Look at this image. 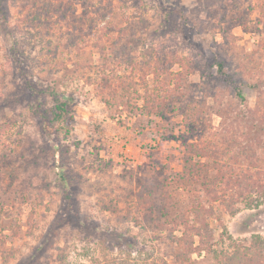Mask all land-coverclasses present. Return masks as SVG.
Returning <instances> with one entry per match:
<instances>
[{
    "label": "rangeland",
    "instance_id": "374dc122",
    "mask_svg": "<svg viewBox=\"0 0 264 264\" xmlns=\"http://www.w3.org/2000/svg\"><path fill=\"white\" fill-rule=\"evenodd\" d=\"M0 23V264H216L264 236V0H0Z\"/></svg>",
    "mask_w": 264,
    "mask_h": 264
},
{
    "label": "trees",
    "instance_id": "16d2710c",
    "mask_svg": "<svg viewBox=\"0 0 264 264\" xmlns=\"http://www.w3.org/2000/svg\"><path fill=\"white\" fill-rule=\"evenodd\" d=\"M0 27H4L2 23H0ZM102 55V54H101ZM105 56L103 57V60H105ZM218 69L221 71L222 68V62L218 61L216 62ZM102 74H107L106 70L109 69L110 71L113 70L111 66H108L106 64V60L104 63H102L100 66ZM108 70V71H109ZM106 76V75H105ZM32 90L35 91V88L30 86ZM50 95L52 96L53 99V106H51L50 109L44 110V111H38L40 113V116H42L43 119H45L49 123H54L57 121H60L61 118H64V115L68 113V101L67 100H61L60 95L57 93L54 87H48ZM236 96L243 101L244 100V95L241 92L240 88H236ZM142 110H146L147 114H155L159 113V111L155 110V107H149L146 108L144 105L140 106ZM68 133V130H67ZM55 147L57 144H54ZM202 155V154H200ZM54 165L57 167L59 166V154L57 151V148H55L54 151ZM58 173L60 174V170H57ZM190 171V168H189ZM182 172L181 178L184 179L185 176H190L192 173L191 172ZM60 179L63 180L65 184L67 179L63 173L60 174ZM252 202H249V205H251ZM256 205V204H255ZM235 210L232 211L234 213ZM199 214V212H198ZM171 221L177 220V217H173L170 219ZM170 220L166 219V223H168ZM162 226V225H161ZM160 226V227H161ZM200 236V235H199ZM206 245L204 243V240H200L199 245L201 248H197L199 251H202L204 249V246ZM211 247H209L210 249ZM208 249V248H207ZM214 253V257L216 260V264H264V236H261L260 234H253L250 238V241L248 244H234L232 250L223 252L221 254V257L218 256L217 252H214V250H210ZM175 260L176 261H187L188 263L190 262V259L188 257V254L184 253L183 251L176 252L175 254Z\"/></svg>",
    "mask_w": 264,
    "mask_h": 264
}]
</instances>
